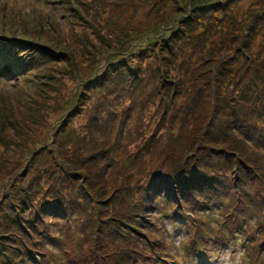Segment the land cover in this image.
Listing matches in <instances>:
<instances>
[{
  "label": "rangeland",
  "instance_id": "rangeland-1",
  "mask_svg": "<svg viewBox=\"0 0 264 264\" xmlns=\"http://www.w3.org/2000/svg\"><path fill=\"white\" fill-rule=\"evenodd\" d=\"M54 1L0 0V37L5 39L1 43L7 41L17 45L28 44L29 46L25 47H29V49L25 50V53L34 55L30 57L29 68L25 72H20V67L16 69L20 73L15 74L14 72L6 73V71L0 69V218H3V220H0L1 242L6 239L3 235L16 238L11 236L12 233L7 232L3 227L14 225L13 222L16 220L17 212L22 215L20 210L23 205H25L23 216H28V208L32 203L27 197L28 195L34 192L36 195L31 198L34 197V199L38 198L43 201L48 198V194H52L49 182L51 183V176L54 173L57 174L56 181L53 183L55 188L57 184H64L69 188L67 194H75L77 190L88 192L87 195L94 193L95 189L92 187V182H88L91 176L87 178L88 181L86 179V175L89 174L86 170L96 164L105 166L108 159L111 158L108 156L104 161V156L98 153L100 148H95L92 152L95 145L89 138L98 140L100 135L101 141L104 142L107 139L103 137L108 136L106 138H109L113 134L119 135L123 144L130 147V153L138 152L145 145L156 144L155 135L165 138L163 142L166 143L168 141L167 133L169 132L166 131L168 128L166 124H169L166 120L168 113L166 111L164 113L162 103L154 97L158 96L161 100L169 101L165 97L166 92H170L169 88L165 90L164 97L157 94L156 88L161 84L160 76L163 74L165 65H169V72L174 69L177 72L185 73L183 69L181 71L175 66L176 55L184 42L198 40L197 26L202 24V31L205 33V27L209 25L211 18L217 17L219 19L220 17L222 20L229 22L233 20L231 16L243 17L245 14L240 13H244L248 7L250 11L262 2V0H241L237 9L232 12L229 9L231 4H216L212 1L198 5V1L201 0H172L173 2H170L171 0H161L160 2L158 0H121L117 3L122 5L115 7L113 16L111 15L109 21L104 23L101 18L97 22L92 19V16L99 9L101 3L99 0L86 1L92 9L89 12L84 11L86 8L82 4L83 0L69 4L66 0L67 5H62L60 8L61 15H67L64 18H61L57 13L56 8L59 6L54 4ZM75 4L77 6L73 8ZM151 6L154 7L150 9ZM112 7L109 6L108 8ZM64 8H66V12ZM185 10H188V12L185 13ZM193 12H198L197 17L193 15ZM160 18L164 25L165 23L170 24L173 19L175 20L171 28L161 29L160 36L156 37L152 34L149 24L160 23ZM193 18L196 21L195 28L194 25L188 24ZM111 21L118 24V28L114 27L112 29ZM177 22L181 23L177 27V32H180V35L177 36V44H174L166 39L171 36L168 34L171 29L176 28L175 23ZM211 29L212 27L209 28V31ZM230 34H233V32ZM110 35L115 40L114 43L118 45V49L115 50L117 51L116 54L114 53L115 44ZM226 37L227 32L223 31L222 34H218V38L216 37L217 42L220 44L221 40ZM161 38L163 39L160 43L167 44L171 48L170 51L167 48L165 51L159 48L155 54H147V50L150 49L133 54L135 49L140 46L141 41L153 42L155 39L159 40ZM137 39H140V41ZM84 42L87 46L83 45ZM145 44H142V46ZM225 52L222 56H226L228 50ZM192 54L191 50H187L186 58ZM202 55L204 54L202 53ZM159 56H161L160 60L157 59ZM207 58L213 61L218 60L217 55L212 58L207 56ZM162 61L164 62L162 63ZM182 61L183 58L179 56V62ZM95 62L99 64V69L96 72L104 70L108 74L112 70L108 75L113 77L112 81L116 83L119 80V84L122 83V86H131L130 90L127 87L124 92H120L117 96L118 90H116L111 95L110 101L102 98L107 91H103L102 96L98 99L93 94L92 98L94 100H89L91 92H86L87 86H82L84 90L80 95V99L77 98L81 93L77 86L83 83L80 81L81 77L95 69ZM181 66L187 71L188 65L184 61ZM166 70L167 68H164V71ZM205 70L208 71V65ZM146 71H151V73L143 80L141 77ZM127 73L132 78H128ZM219 76L220 74H217L215 78ZM137 77L144 81L142 86H137L135 82L132 83L129 80H137ZM150 77L152 79L155 77L153 84L149 83ZM157 80L159 82L156 83ZM151 88H153L152 91ZM126 92L129 93L126 94ZM204 94H202L203 98ZM155 99L157 100L154 103ZM102 100L107 107L106 117L110 121L109 128H102L104 131L99 128L101 125L95 128L92 116L88 112L89 108L94 109L99 103H102ZM263 100L264 97L261 101ZM219 111L222 113V110ZM201 113V116L189 120L187 125L176 129L175 134H182L183 137L175 144L174 147L176 148L172 153H165L162 151L165 145H159L157 154L162 161L159 165H163L164 172L172 169L179 161L189 169L201 165L202 160L204 163L209 160L211 168L217 164L216 155L205 156L208 152L203 147H207V144L202 147L200 144L193 142L185 152H182L185 144L190 141V136L193 137L191 132L199 129L202 135L212 138L210 141L215 142L216 148L225 150V163L232 160L236 171L238 165L242 168L246 166L258 167L260 172L257 171L259 174L256 178L259 177L262 180L264 167L261 164L264 149L249 151L248 153L257 154V156L249 158L246 155L247 162H243L239 156H244L246 148L255 145L253 141L247 137H239V135H235L229 130L226 134L218 130V125L226 122L225 116L219 122L211 124V127H215L216 130H209L208 121L210 116L202 111ZM115 115L119 120L125 122L126 126L120 127L116 121H111L110 119ZM198 120L203 122L202 129L197 124ZM137 129H140V131L135 140ZM86 137L88 139H85ZM80 142L88 143L78 150L81 155L80 158L83 159V165L81 168L73 170L65 164L64 154L66 153L69 156V150L76 148ZM23 152H26L24 156H18V153ZM212 152H214L213 149ZM92 153H95V155ZM28 155H32L33 160ZM86 159H90L92 162L89 164ZM55 169H58L59 173ZM112 169L114 176L120 174V171ZM74 175L85 179L81 178L80 181H75L73 180ZM113 197L116 198V195L114 194ZM15 205L20 206L16 212L9 210V207ZM74 206L75 210L80 211L82 204ZM219 208L215 206L211 208L212 211L208 209L201 212L196 208V204H192L190 209L193 212L190 214L197 212L193 228L180 217H177L175 221L166 218L157 219L156 222L160 228L157 238L162 236L160 238L163 240L164 245L161 248V253L153 256L152 264H260L262 261L264 263V254L257 256V254L247 252L244 240H242L243 236L239 232L234 234L238 236L237 238L230 239L225 243H221L222 238L220 237L213 238V234L218 231L216 220L220 216ZM96 210V206L90 203L86 208L82 207L81 215L83 217L71 219L75 221L79 231L73 232L71 229L73 223L62 226L70 227L69 231L65 228V231L60 233L58 226L51 229L53 232L61 234V236L70 237L68 246L76 254H79L81 252L80 248H82L80 254L83 258L78 256V258H81L78 262L80 264H89L93 260L95 249L93 248V242L96 240L98 233L97 226L94 223ZM200 217L203 218V221H200ZM58 222L64 225L67 221ZM148 222L149 220L143 221L144 225ZM127 225L129 229V224ZM196 230L203 232L201 236L207 242L196 235ZM142 231L143 235L150 234L148 229H142ZM74 234L77 235L78 239L80 238L78 242L73 237ZM19 239L17 237V240ZM53 246L56 248L55 244ZM53 246L48 244L42 249L46 254L42 264H58L53 261L57 253V251H54ZM66 248L69 249L67 246ZM88 254L90 255L87 258ZM41 259V256H38V264H40ZM29 264L35 263L31 262Z\"/></svg>",
  "mask_w": 264,
  "mask_h": 264
},
{
  "label": "trees",
  "instance_id": "trees-1",
  "mask_svg": "<svg viewBox=\"0 0 264 264\" xmlns=\"http://www.w3.org/2000/svg\"><path fill=\"white\" fill-rule=\"evenodd\" d=\"M77 1L67 0V4ZM86 1L83 0L82 2L86 8L84 11H92ZM120 1L99 0L101 3L99 9L92 16L93 21L97 22L99 18L104 23L109 21L111 15L113 16V9L122 5L117 3ZM160 1L158 0V2ZM211 1L216 2V4H231L229 9L233 12L237 9L241 0H201L198 1V5ZM263 2L264 0L250 11L248 7L244 13H240L245 14L243 17L231 16L233 20L229 22L222 20L220 17L219 19L217 17L211 18V22L205 27V33L202 31L203 25L200 23L202 26L196 27L195 19H191L188 24L194 25V28L196 27L199 38L195 41L184 42L180 46L175 63V66L181 71L183 69L185 73L177 72L174 69L169 72V65H165L164 68H167V70L164 71L163 68V74L160 76L161 84L156 88L157 94L162 97L165 95V90L169 88L170 92H166L165 95L169 101L166 102L158 96H154L162 103L164 113H168L166 115V120L169 122V124H166L168 126L166 131H169L167 133L168 141L165 143L163 142L165 138L155 135L156 144L145 145L138 152L130 153V147L123 144L119 135L113 134L109 138H106L108 136L103 137L107 139L104 142L101 141L100 135L98 140L89 138L95 145L92 152L95 148H100L98 153L104 156V161L108 156L111 158L108 159L105 166L96 164L86 170L89 172L86 179L91 176V179L89 181L87 179V181L92 182V187L95 189L94 193L87 195L88 192L77 190L76 193L74 192L75 194H67L69 188L64 184H57L56 189L53 183L56 181L57 174L54 173L51 176V183L49 182L52 194H48V198L40 201L38 198H31L36 195L32 192L27 196L32 201L28 208V216H23L25 214V205H23L20 210L22 215L17 212L16 220L13 222L14 225L3 227L4 230L12 233L11 236L16 238L3 235L6 239L0 241V264H29L31 262L38 264V256H41L40 264H42L43 259L46 257L42 249L48 244L56 245V248L53 246L54 251H57L53 261L58 264H77L83 258L80 254L82 248H80L81 252L76 254L68 246L70 237L61 236V234L53 232L51 229L58 226L61 233L66 228L62 226L73 223L71 228L73 232L79 231V227L71 219L83 217L81 215L82 207L86 208L90 203L96 206L97 209L94 223L97 226L98 233L96 240L93 242V248H95L93 260L89 264H152L153 256L160 254L164 245L163 240L160 238L162 236L157 238L160 229L156 222L157 219L166 218L175 221L177 217H180L193 228L197 212L190 214L193 212L190 209L192 204H196V208L201 212L215 206L220 207V216L216 220L218 231L213 234V238L220 237L222 238L221 243H225L230 239L237 238L238 236L234 234L239 232L243 236L241 237L248 253L257 254V256L264 254V174L262 180L259 177L256 178L259 174L257 172L259 171L258 167L246 166L242 168L238 165L236 171L232 160L225 163V150L216 148L215 142L210 141L212 138L202 135L199 129L191 132L193 137L190 136V141L185 144L182 152H185L193 142L200 144L202 147L207 144V147H203L208 152L205 156L207 157L210 154L217 156V164L213 168L209 166V160L205 163L202 160L201 165L191 169L184 167V164L179 161L172 169L164 172L163 165H159L162 161L157 154L160 144L165 145L162 151L172 153L176 148L174 147L175 144L183 137L182 134H175L176 129L187 125V122L193 120L196 116H201V111L210 116L208 121L209 130H216L215 127H211V124L219 122L225 116L226 122L219 124L218 130L224 134L228 133L229 130L235 135H239V137H247L253 141L255 145L246 148L244 156H239L243 162H247V156L249 158L257 156V154L248 153L249 151L264 149V100L261 101L264 97ZM54 4L59 6L56 11L61 18L67 17V15L64 16L65 14L62 16L60 11L62 5H67L66 0H55ZM76 6L77 4L73 5V8ZM109 6L113 7L108 8ZM153 7L151 6L150 9ZM199 7L205 8L204 6ZM64 10L66 12V8ZM184 12L186 13L188 10ZM193 15L197 17L198 12H193ZM174 20H171L170 24L167 23L168 25L166 23L164 25L162 20L158 24H149L152 34L159 37L161 29L171 28ZM110 24L112 29L114 27L118 28V24L115 22L111 21ZM179 25H181L180 22L175 23L176 28L171 29L168 34L171 36L167 37L166 40L177 44V36L180 35V32H177ZM210 27L212 29L209 31ZM223 31L227 32V37L224 40L222 39L219 44L216 37L218 38V34H222ZM231 32L233 34H230ZM111 38L114 43L115 40L112 36ZM162 39H155L153 42L141 41L140 46L135 49L133 54L141 53L147 49H150L147 50V54H155L159 48L164 49V51L167 48L170 51L171 48L167 44L160 43ZM3 40L5 39L0 37V69L6 71V73L14 72L15 74L19 72V70L16 71L17 67H20V72H25L29 68L30 57L34 56L25 53V50L29 49V47H25L28 44L17 45L7 41L2 44ZM137 40L140 41V39ZM142 44L145 45L142 46ZM83 45L87 46L86 42ZM117 46L115 44L114 51L118 49ZM187 50L193 52L188 58H186ZM227 50V55L222 56ZM116 52L114 53L116 54ZM216 55L218 59L216 61L207 58V56L212 58ZM179 56L188 65L187 71L181 66L183 61L179 62ZM160 57L157 59L160 60ZM95 63V69L81 77L80 81L83 83L77 86L81 91L77 98L80 99V95L84 90L82 86H87L86 92H91L89 100H94L92 98L93 94L98 99L102 96L103 91H107L102 98L110 101L111 95L116 90H118L116 96L120 92H124L127 87L130 90L131 86H122L123 84H119V80L116 83L112 81L113 77L108 76L112 70L108 74L104 70L96 72L99 69V64ZM207 65L208 73L205 70ZM150 73L151 71H146L141 78L144 80ZM127 74L128 78H132L129 73ZM217 74H220V76L215 78ZM141 78L129 80L132 83L135 82L137 86H142L144 81ZM154 82L155 77L154 79L150 77L149 83L153 84ZM157 82L159 81L157 80ZM152 89L150 90L152 91ZM128 93L126 92V94ZM202 94H204V98ZM88 110L95 128H98L99 125H101L99 127L101 131H104L102 128H109L110 121L106 117L107 107L103 100L94 109L89 108ZM219 110H222V113ZM110 120L116 121L120 127L126 126V123L119 120L116 115ZM197 124L202 129L203 122L198 120ZM139 131L140 129L135 131V140ZM85 139H88V137ZM159 140H161L160 143H158ZM86 144L88 143L80 142L76 148L69 150V156L66 153L64 154L65 164L69 168L77 170L82 167L83 159L80 158L81 155L78 150ZM212 149L214 152H212ZM26 152L18 153V156H24ZM92 154L95 155V153ZM28 157L33 160L32 155H28ZM262 157L261 165L264 167V156ZM87 162L90 164L92 161L89 159ZM112 168L120 171V174L114 176L111 171ZM56 172L59 173L58 169ZM81 178L85 179L84 177ZM81 178L78 175L73 176L75 181H80ZM74 190L76 191L75 188ZM114 194L116 198L113 197ZM85 195L87 196L85 197ZM76 204H82L80 211L74 209ZM18 207L20 206H11L9 210L16 212ZM0 220H3V218L1 217ZM144 220H149V222L144 225ZM254 220L255 222H253ZM58 221L67 222L61 225ZM200 221H203L202 217H200ZM127 224H129V229ZM142 229H148L150 234L143 235ZM66 230L69 231L70 227H67ZM201 233L203 232L196 230V235L204 239ZM99 235L100 240L98 241ZM17 237L21 240H17ZM73 237L76 242L80 240L76 234ZM204 240L207 242L206 239ZM78 256L81 258H78ZM260 264H264L263 261Z\"/></svg>",
  "mask_w": 264,
  "mask_h": 264
}]
</instances>
